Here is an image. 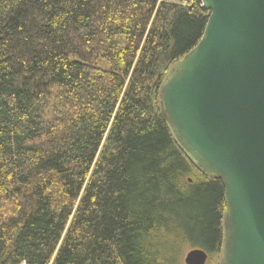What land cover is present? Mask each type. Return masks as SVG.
Here are the masks:
<instances>
[{
    "label": "trees",
    "instance_id": "obj_1",
    "mask_svg": "<svg viewBox=\"0 0 264 264\" xmlns=\"http://www.w3.org/2000/svg\"><path fill=\"white\" fill-rule=\"evenodd\" d=\"M208 16L199 0H0V264L221 253L223 186L158 104Z\"/></svg>",
    "mask_w": 264,
    "mask_h": 264
},
{
    "label": "water",
    "instance_id": "obj_2",
    "mask_svg": "<svg viewBox=\"0 0 264 264\" xmlns=\"http://www.w3.org/2000/svg\"><path fill=\"white\" fill-rule=\"evenodd\" d=\"M199 42L159 88L177 148L224 189L220 264H264V0H199ZM190 250L184 264H206Z\"/></svg>",
    "mask_w": 264,
    "mask_h": 264
},
{
    "label": "rangeland",
    "instance_id": "obj_3",
    "mask_svg": "<svg viewBox=\"0 0 264 264\" xmlns=\"http://www.w3.org/2000/svg\"><path fill=\"white\" fill-rule=\"evenodd\" d=\"M189 251H186L183 253L182 255V262H183V259H184V256L188 253ZM220 258H221V253H219V255H216L214 256L213 258L211 259H208L206 264H220Z\"/></svg>",
    "mask_w": 264,
    "mask_h": 264
}]
</instances>
